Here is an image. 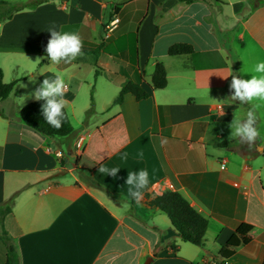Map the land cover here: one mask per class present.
I'll list each match as a JSON object with an SVG mask.
<instances>
[{"label":"crops","instance_id":"crops-1","mask_svg":"<svg viewBox=\"0 0 264 264\" xmlns=\"http://www.w3.org/2000/svg\"><path fill=\"white\" fill-rule=\"evenodd\" d=\"M76 1L50 0L34 10L15 12L0 27L2 36L7 24L23 16L14 27L32 31L41 52L40 43L50 39L49 28L76 25L80 33L83 27L112 24L117 18L109 34L113 54L103 50L95 61L101 62L105 54L109 64L94 69L100 72L95 79L109 80V73L120 78L109 80L112 89L106 88L109 95L100 103L90 99L76 106L73 93L65 92L73 127L69 136L48 137L21 121L24 106L14 110L12 105L26 78L12 80V93L0 102V205L15 197L0 232L3 226L13 239L20 264H145L148 258L150 264H264V154H259L264 144L260 139L254 147L238 148L229 125L247 109L226 100L234 68L241 78L250 79L244 72L264 59V2L249 7L250 0L190 5L148 0L145 14L136 21V10L124 5L131 0L120 5L114 18L113 11L107 16L102 0ZM76 11L81 18L74 17ZM175 43L191 44L195 51L170 56L168 49ZM123 51L127 60L116 56ZM46 59L40 79L51 67ZM158 62L168 83L152 90ZM135 63L150 97L137 101L127 94L123 103L113 105L132 79ZM3 80L11 83L6 72ZM257 116L264 120V106ZM164 138L168 142L161 146ZM223 141L233 144L217 146ZM140 151L143 158L137 156ZM125 152L128 159L121 160ZM113 166L121 169L115 178L99 171ZM58 169L67 175L47 177ZM140 169L149 173L143 197L159 183L168 192L181 193L208 220L204 247L184 242L169 218L143 198L137 203L128 197V171ZM244 223L254 226L249 242L237 249L232 262H222L221 247ZM6 254L0 240V264H5Z\"/></svg>","mask_w":264,"mask_h":264},{"label":"trees","instance_id":"trees-1","mask_svg":"<svg viewBox=\"0 0 264 264\" xmlns=\"http://www.w3.org/2000/svg\"><path fill=\"white\" fill-rule=\"evenodd\" d=\"M50 0H35L30 3H25L21 5H15L8 1L0 0V6H7L8 9L4 13H0V24L9 21L13 18L15 12L22 11L25 9H36L39 5L49 2ZM180 3H184L186 5L193 4L195 2H208L213 4H221L219 0H177ZM125 7L132 8L135 11L134 18L136 21H139L140 18L145 14L148 7V0H131L128 3L124 4ZM120 12V6L116 5L114 7L112 18L114 16H118ZM63 30H77V26H65ZM112 38V37H110ZM49 39H44L40 43V47L42 53L46 55V46ZM108 43L105 39H101V43L91 49L89 47L83 46V53L87 55H94L98 57L100 53L108 46ZM195 51L194 47L188 43H175L168 49V54L170 56H181V55H189L193 54ZM110 53L113 54L112 51ZM120 56L122 59H128V52L123 51L120 54L116 55ZM136 62V59H135ZM135 63V73L120 90L118 96L115 98L113 105H119L123 103L124 97L127 94H132L137 101L146 100L150 97V92L145 90L142 87V83L144 82L143 76L139 73ZM42 66V64L40 65ZM99 70L95 71V77L99 76ZM233 74H239L238 70L234 68ZM109 80L116 82L120 75L116 73L108 74ZM4 72L0 68V102L6 100L13 91L15 86V82L5 83L4 82ZM167 72L164 65L160 62L156 63L154 72L151 77L150 88L152 90L164 89L167 87ZM233 94V90H229L227 101H231V96ZM234 101V100H233ZM91 102L93 104V97H91ZM240 104L239 101H236ZM43 101H34L26 105L20 111L19 117L21 121L29 128L39 132L48 137H66L69 136L73 132V127L71 121L68 119L62 124V126L57 129L49 125L42 113L41 107ZM248 110V105H243ZM92 113V109L89 114ZM233 144L232 141H223L218 143L217 146L225 148L229 147ZM259 154H264V151L259 152ZM52 178L63 176V170L58 169L50 173ZM14 199L15 197L7 199L0 205V217H1V225L3 223V219L6 215L10 214L13 211L14 207ZM145 204L150 208H155L162 214H165L176 232L179 234L180 238L187 243L198 247L205 246V235L208 229V220L199 213L190 202L179 192H165L162 195H157L155 193L145 194L144 197ZM254 231V226L249 224H241L236 232L230 237L227 243L221 247L219 251L218 257L222 260V262H232L236 255L237 249L245 245L249 242L247 239L248 236ZM0 240L3 242L7 249L6 254V262L5 264H20L19 255L15 246L13 239L8 235L4 227L2 226V230L0 232Z\"/></svg>","mask_w":264,"mask_h":264},{"label":"rangeland","instance_id":"rangeland-1","mask_svg":"<svg viewBox=\"0 0 264 264\" xmlns=\"http://www.w3.org/2000/svg\"><path fill=\"white\" fill-rule=\"evenodd\" d=\"M11 2L15 5H21L25 3H30L35 0H3ZM108 5L107 8V16H110L112 13V9L114 5H122L124 1L128 0H102ZM77 3L76 0H71ZM264 0H250L248 3L249 7L255 6L258 3H263ZM61 3L57 2V7H60ZM73 5L70 8H74ZM8 9L7 6H0V13L6 12ZM25 10H34V9H25ZM79 14V15H77ZM109 14V15H108ZM78 16V17H77ZM75 18H81L82 15L80 13L74 14ZM109 18V17H108ZM107 18V19H108ZM24 18L18 17L14 24H7L5 27L6 30L4 34L0 36V68L6 72V80L11 82L17 78H26L25 81L21 82L18 85V92H15V95L20 96L16 101L15 105H12L13 109H17V105L26 106L31 102L37 101L34 97H29V94L32 93L37 87L40 86L43 79L39 78V70L40 65H44V63L48 62L47 55L40 52V48L36 47L34 44V33L30 30H23L20 32L14 26H18L23 22ZM117 18H115L111 24V22H107L102 26L99 23H95L93 25H88V27H83L80 29V37L83 42V46H87L89 48H95L101 43V39H105L107 42H111L113 37L110 38L112 29L116 25L115 23ZM7 22V21H5ZM5 22L0 24H5ZM4 27V28H5ZM79 32V30H78ZM110 34V36H109ZM109 36V37H108ZM105 51H112V46L108 45ZM104 53V51H103ZM104 58L101 62H95L97 57L94 55L83 54L82 56H78L71 63L61 62L57 65H53L51 62V67H47V76L51 77L52 74L56 71L62 72L65 74L66 79L69 82L68 92L73 93L76 106L82 105L85 103V100H90L91 96H93V100L96 102H101L105 100V98L109 95L106 91V88L112 87V83L107 78H97L95 79V65L99 67L108 66L109 62H105L106 59H109L108 55L103 54ZM39 59V60H37ZM37 60V61H36ZM36 61V62H35ZM49 64V65H50ZM111 66H114V63L111 62ZM130 69V67H127ZM132 70V69H131ZM107 79V80H106ZM95 88L92 90V88ZM22 89V90H21ZM112 89V88H108ZM21 94V95H19ZM118 95V93H117ZM15 97V96H14ZM25 97H29L27 99L22 100ZM14 99V98H13ZM13 101V100H12ZM67 105V110L68 109ZM76 122V121H75ZM258 127L261 129L262 137H264V120L262 117L258 118ZM231 133V132H230ZM234 138V137H233ZM237 142V139L234 138ZM262 143L264 144V138H261ZM238 148H240L241 143L237 142ZM67 172L65 173L66 176ZM47 177L51 178L50 174H47Z\"/></svg>","mask_w":264,"mask_h":264},{"label":"clouds","instance_id":"clouds-1","mask_svg":"<svg viewBox=\"0 0 264 264\" xmlns=\"http://www.w3.org/2000/svg\"><path fill=\"white\" fill-rule=\"evenodd\" d=\"M50 39L46 46V55L53 65L61 62L71 63L78 56L84 53L83 42L77 31L57 30L55 27L47 30ZM39 60V59H37ZM36 60V61H37ZM35 61V62H36ZM244 73L251 74L250 79L241 78L240 74L231 75L230 89L233 90L231 99L239 101L241 105H248V110L241 116L237 114L229 125L231 138L237 139L238 143L247 144L254 147L262 137L261 129L257 126V110L264 106V59H257ZM69 88V82L65 74L56 71L51 77H45L29 97H34L37 101H43L41 113L45 121L54 128L59 129L68 119L66 111L69 101L65 98V92ZM29 97H25L27 99ZM167 139H161L160 144H167ZM143 151L137 153L139 158H143ZM129 154L121 153V160H127ZM121 169L119 166L111 168L101 167L99 171L107 176L117 177ZM128 186L127 195L129 198L139 203L143 198V191L149 185V173L146 169L138 171H128L126 178Z\"/></svg>","mask_w":264,"mask_h":264},{"label":"built area","instance_id":"built-area-1","mask_svg":"<svg viewBox=\"0 0 264 264\" xmlns=\"http://www.w3.org/2000/svg\"><path fill=\"white\" fill-rule=\"evenodd\" d=\"M77 146L80 147V146H81V143H78ZM56 155H57V157H59V158L62 157V155H61L60 153H57ZM223 168H224V165H223ZM166 188H167V187H166ZM166 188L163 187V186H161L159 183H155V184L153 185V187H152V190H153L152 193H155V194H157V195H162L163 193L168 192Z\"/></svg>","mask_w":264,"mask_h":264},{"label":"water","instance_id":"water-1","mask_svg":"<svg viewBox=\"0 0 264 264\" xmlns=\"http://www.w3.org/2000/svg\"><path fill=\"white\" fill-rule=\"evenodd\" d=\"M151 261H152V259H151V258H148V259L146 260L145 264H150Z\"/></svg>","mask_w":264,"mask_h":264}]
</instances>
